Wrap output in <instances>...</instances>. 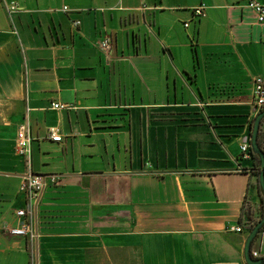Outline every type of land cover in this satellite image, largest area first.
<instances>
[{
    "label": "crops",
    "instance_id": "1",
    "mask_svg": "<svg viewBox=\"0 0 264 264\" xmlns=\"http://www.w3.org/2000/svg\"><path fill=\"white\" fill-rule=\"evenodd\" d=\"M256 77L264 23L245 0H0V264H36L35 237L10 233L29 172L47 176L37 264H246Z\"/></svg>",
    "mask_w": 264,
    "mask_h": 264
},
{
    "label": "built area",
    "instance_id": "2",
    "mask_svg": "<svg viewBox=\"0 0 264 264\" xmlns=\"http://www.w3.org/2000/svg\"><path fill=\"white\" fill-rule=\"evenodd\" d=\"M247 6L254 11L257 21L260 23H264V4L256 1V0H245ZM17 5L11 4L10 11L12 13L17 12ZM67 7H64L63 10L66 12ZM195 16L203 17L205 16V8L200 6L193 10ZM78 22H73V27L77 29ZM187 26V24H185ZM98 49L104 54H110L111 51V40L108 36H105L98 42ZM252 106L255 110V116L264 111V77H256L252 81ZM52 108L54 110H63L66 108L65 105H61L56 102L52 104ZM48 138L54 142H62L63 136L58 131L57 127H52L49 129ZM32 142V137L30 135V131L27 128H22L17 134V148L20 154H30V144ZM240 153L242 155V159L244 161H252V149H251V141L250 137L244 138L240 144ZM45 179L40 176L33 175L31 172L28 175L23 177L22 183L20 185V191L26 196V207L22 210L16 212V215L25 219V223L21 228L12 229L10 231L11 234L17 236H27L31 235L33 237V227H32V218L34 213V203L38 195L43 191L45 187ZM29 220L26 221V220ZM227 231L232 233H242L243 228L241 226H230L227 228ZM251 256L254 259L260 258V253L255 250H251Z\"/></svg>",
    "mask_w": 264,
    "mask_h": 264
},
{
    "label": "water",
    "instance_id": "3",
    "mask_svg": "<svg viewBox=\"0 0 264 264\" xmlns=\"http://www.w3.org/2000/svg\"><path fill=\"white\" fill-rule=\"evenodd\" d=\"M264 120V111L259 112L254 120H253V125H252V132L250 136V141H251V149L254 154H256L259 158V165L261 168V173L258 179V184L259 188L262 191V197H263V205H264V153L258 146L257 138H258V133L260 129V125L262 121ZM239 171H243L244 169H238ZM248 172H251L253 169H245ZM149 173H155L158 174L159 172H149ZM43 179H45L47 176L46 175H41ZM41 193L38 195L36 202L34 204V237H35V256H36V264H37V253H38V216H37V208H38V202L40 200ZM264 212L263 216L261 219L253 226V228L250 230L246 241L244 245V259L246 264H264V257L254 259L251 256V250H252V245L257 236L264 230Z\"/></svg>",
    "mask_w": 264,
    "mask_h": 264
},
{
    "label": "trees",
    "instance_id": "4",
    "mask_svg": "<svg viewBox=\"0 0 264 264\" xmlns=\"http://www.w3.org/2000/svg\"><path fill=\"white\" fill-rule=\"evenodd\" d=\"M257 142H258V146L260 147V149L263 151L264 153V120L262 121L261 125H260V129H259V133H258V138H257ZM252 157H253V166H252V171L250 172V175L253 177V176H257L258 179H259V176H260V173H261V168H260V165H259V158L256 154H252ZM246 169V168H245ZM244 169V173H248L246 170ZM259 193H260V196H261V201H262V204H263V197H262V191L261 189L259 188V184H258V187H257ZM263 208H264V205H263ZM264 212V211H263ZM263 216V213L261 214V217ZM253 228V227H252ZM251 228V229H252ZM264 229V228H263ZM264 231V230H263ZM258 237V236H257Z\"/></svg>",
    "mask_w": 264,
    "mask_h": 264
},
{
    "label": "rangeland",
    "instance_id": "5",
    "mask_svg": "<svg viewBox=\"0 0 264 264\" xmlns=\"http://www.w3.org/2000/svg\"><path fill=\"white\" fill-rule=\"evenodd\" d=\"M252 187H256V188L258 187V177L257 176L252 177Z\"/></svg>",
    "mask_w": 264,
    "mask_h": 264
}]
</instances>
